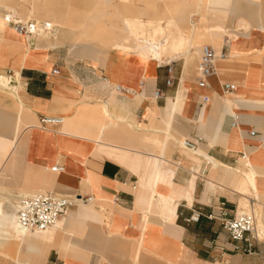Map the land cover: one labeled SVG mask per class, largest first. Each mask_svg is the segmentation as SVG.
Returning <instances> with one entry per match:
<instances>
[{
  "label": "crops",
  "instance_id": "1",
  "mask_svg": "<svg viewBox=\"0 0 264 264\" xmlns=\"http://www.w3.org/2000/svg\"><path fill=\"white\" fill-rule=\"evenodd\" d=\"M202 8L181 26L119 13L126 34L105 52L59 35L66 23L46 3L39 12L56 21V33L42 31L31 45L4 19L8 11L20 18L16 8L0 0V208L16 218L11 204L40 190L93 197L56 228L30 231L28 253L46 264H264V234L236 250L222 221L208 217L252 211L264 233V2L207 0ZM156 32L174 43L158 58L149 49ZM222 33L215 50L227 57L201 87L202 42L215 47ZM225 82L236 84L233 93ZM43 116L64 120L41 127ZM180 139L198 140L202 155Z\"/></svg>",
  "mask_w": 264,
  "mask_h": 264
},
{
  "label": "rangeland",
  "instance_id": "2",
  "mask_svg": "<svg viewBox=\"0 0 264 264\" xmlns=\"http://www.w3.org/2000/svg\"><path fill=\"white\" fill-rule=\"evenodd\" d=\"M101 1L102 0H13L11 1L12 3H10L12 5L11 8H16L18 15L23 17L25 21L28 19L23 15L24 12L31 15L29 20H35L37 16H41L39 7L46 3L50 8L52 7L55 9L51 17L57 21L59 20L66 23V28L59 29V35L63 34L69 38L70 34L72 40L75 36V39H77L79 43L90 42L99 45L101 50L104 49L105 52H108L112 51V49L107 47L113 43V39L122 37L126 34L125 32H121L118 28L122 20L121 15L138 14L146 19L161 20L164 23L181 26L184 22L188 23L190 15L196 11L195 4L197 2V0H104L103 4H101ZM104 11L107 12L106 15L108 16L102 15ZM119 13H121V15ZM201 13V21L203 24L205 23L204 16L207 15L205 8H202ZM21 17L20 19H22ZM45 19L48 18L45 17ZM0 20H2V17H0ZM61 22L58 23L61 24ZM208 42L210 41H203L201 46L208 44ZM214 44L216 49L223 44V33L214 41ZM21 51L24 52V49ZM9 53L13 55L14 51L9 49ZM182 140L183 139H180L179 143ZM186 150L191 152L192 155L194 154L192 151ZM156 153H159V151L157 150ZM14 204H16V202L11 204L9 210H14ZM247 208L250 209V205ZM261 211L263 213L262 208L260 209V213ZM137 246L138 244L132 248L134 257L136 255ZM144 248V246L141 247V252H147L143 250ZM16 251L15 247L0 246V264H17L23 262L22 260H27L30 264H46L47 257L44 255L41 256L36 253L24 251L16 255ZM173 253V256L178 257V251H174ZM144 256L145 255H142V257ZM174 258L169 259V261L172 263L176 262L177 260Z\"/></svg>",
  "mask_w": 264,
  "mask_h": 264
},
{
  "label": "built area",
  "instance_id": "3",
  "mask_svg": "<svg viewBox=\"0 0 264 264\" xmlns=\"http://www.w3.org/2000/svg\"><path fill=\"white\" fill-rule=\"evenodd\" d=\"M6 22L12 26V28L19 34L25 36H31V42L36 38L34 37L35 25L34 23L24 24L12 14L5 16ZM33 36V37H32ZM227 54L223 51L217 52L215 48L210 44H204L201 48V54L198 62L199 77L198 85L205 87L209 85V78L215 73V65L218 58H226ZM168 67L169 77L167 84H173V72H174V60L166 63ZM59 70L55 69L54 73ZM13 78L12 76L9 77ZM7 78V79H9ZM5 87L4 85H2ZM14 88V86H9ZM224 92L231 94L236 89V84L233 82H225L223 84ZM115 90L120 92L130 93L132 90L121 85H116ZM157 96L162 95L160 90L156 92ZM210 100L209 97L202 99V105ZM238 116L234 115L233 124L238 123ZM64 120L60 116H43L40 120V126L46 127L47 125H57ZM252 135L256 134V131L251 132ZM183 146L190 150H198L199 141L184 139ZM243 157L246 154L243 153ZM57 165L52 167V170H58ZM17 203V218L21 226L31 231H43L54 226L62 217L68 214L69 210L76 205L89 203L93 201L92 196H80L79 194H61L54 191H36L19 196ZM224 204L220 210H223ZM201 212H194L189 220H199ZM209 218H219L222 221L223 227L227 230L229 237L235 242V249H248L251 250L254 242L258 240L255 234L254 217L252 215L236 212L233 216H230L227 212L221 211L220 213L212 212L208 215ZM246 242L245 248H242L241 243Z\"/></svg>",
  "mask_w": 264,
  "mask_h": 264
},
{
  "label": "bare ground",
  "instance_id": "4",
  "mask_svg": "<svg viewBox=\"0 0 264 264\" xmlns=\"http://www.w3.org/2000/svg\"><path fill=\"white\" fill-rule=\"evenodd\" d=\"M13 0H7V2H11ZM207 0H197L196 4H195V7H198V8H202L205 3H206ZM12 3V2H11ZM10 3V5H11ZM12 6V5H11ZM9 8V7H8ZM15 11V10H14ZM12 14L14 17H16L18 20H20L21 22H23L24 24H30V23H34L35 25V33H34V37H44V35L42 34L43 32L42 31H45L47 32V34L49 36H52L56 33V28L57 27H54L52 24H54L56 21L55 20H52L51 18L49 19H45V17L43 15L41 16H37L35 18V20H29L31 18V15L30 14H27L24 12L23 15H25L27 17L28 20H24V18L22 17V19H20L16 13H13L11 11H8L7 13H5L4 15V19H5V16L7 15H10ZM194 15V14H193ZM193 17V16H192ZM44 18V19H43ZM191 18V17H190ZM6 21V20H5ZM37 21V22H36ZM43 21H47L49 22L48 24H45V25H40L41 22ZM46 22V23H47ZM7 23V22H6ZM8 24V23H7ZM11 26V25H10ZM12 28V26H11ZM127 28V27H126ZM12 30L19 36H23L24 39H26V41L30 42L31 45H32V42H31V36H25V35H21L19 33H17L13 28ZM126 30V29H125ZM169 30V29H168ZM194 31V29H192V32ZM207 32H210V33H213L214 30V27H212L211 29L209 30H206ZM166 33V32H165ZM175 35V34H174ZM227 35V34H226ZM225 35V36H226ZM32 36V37H33ZM165 34L164 32H156V34L154 35L153 37V44L152 46H150V50L153 51V56L154 58H158V56L161 54L162 50L168 48V47H172V45H174V43L172 42H169V38H166L164 37ZM188 36V35H187ZM192 36V34H191ZM196 36V35H195ZM225 36H224V39H223V43L225 41ZM194 37V36H193ZM175 37H170L171 40H173ZM188 39L187 40H190V35L187 37ZM35 41V40H34ZM188 42V41H187ZM184 44L185 45H189V44ZM195 45V43L193 44ZM213 46V45H212ZM214 47V46H213ZM215 48V47H214ZM216 49V48H215ZM125 50V49H124ZM131 50V49H130ZM134 54V53H133ZM143 56V55H142ZM145 56V55H144ZM139 57V56H138ZM143 58V57H142ZM148 59V58H147ZM161 60V59H160ZM9 84L13 85L14 88H17V84H16V80L14 78H11ZM40 126V125H39ZM184 140V139H183ZM183 140L180 142V145L183 146ZM184 147V146H183ZM185 148V147H184ZM188 149V148H186ZM190 150V149H188ZM192 152H199V154H201L200 152V149L199 150H196V151H193V150H190ZM202 155V154H201ZM244 158V157H243ZM18 200H19V197H18ZM16 200V201H18ZM17 203L16 202V206H17ZM239 214L241 213H246V214H249V215H252L254 218V224H255V234L257 235L258 239H261L263 237V232L260 231L256 225V216L255 214L252 212V211H242V212H239ZM62 219H60L54 226H52L51 228L47 229V230H43V231H34V232H44V231H48V230H51V229H54L58 226V224L60 223ZM31 230H28L27 228L21 226L18 222V218H17V207H16V218L15 216H9L7 214H5L1 208H0V246L1 247H5V246H9L11 248H16V255H18L19 253H21L22 251H25V252H30V246L29 243H28V238L30 236V232ZM17 264H30V262H20V263H17Z\"/></svg>",
  "mask_w": 264,
  "mask_h": 264
},
{
  "label": "water",
  "instance_id": "5",
  "mask_svg": "<svg viewBox=\"0 0 264 264\" xmlns=\"http://www.w3.org/2000/svg\"><path fill=\"white\" fill-rule=\"evenodd\" d=\"M11 86H13V85H11Z\"/></svg>",
  "mask_w": 264,
  "mask_h": 264
}]
</instances>
